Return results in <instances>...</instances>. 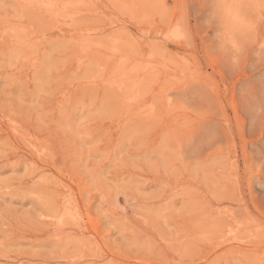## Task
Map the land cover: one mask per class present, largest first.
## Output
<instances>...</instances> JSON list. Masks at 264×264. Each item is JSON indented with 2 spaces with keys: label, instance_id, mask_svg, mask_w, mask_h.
Returning a JSON list of instances; mask_svg holds the SVG:
<instances>
[{
  "label": "rangeland",
  "instance_id": "1",
  "mask_svg": "<svg viewBox=\"0 0 264 264\" xmlns=\"http://www.w3.org/2000/svg\"><path fill=\"white\" fill-rule=\"evenodd\" d=\"M0 109V264H264V0H0Z\"/></svg>",
  "mask_w": 264,
  "mask_h": 264
},
{
  "label": "bare ground",
  "instance_id": "2",
  "mask_svg": "<svg viewBox=\"0 0 264 264\" xmlns=\"http://www.w3.org/2000/svg\"><path fill=\"white\" fill-rule=\"evenodd\" d=\"M50 1V0H49ZM52 1V0H51ZM247 1H249V0H247ZM257 1V0H256ZM55 3H57V2H55ZM255 7V6H254ZM119 70V69H118ZM114 74V73H113ZM122 74V73H121ZM1 110V109H0ZM17 116V115H16ZM18 117V116H17ZM9 119V118H8ZM27 119H29L28 117H27ZM25 120V119H24ZM9 125V124H8ZM10 126H12V125H10ZM14 127V126H13ZM16 129H17V126H16ZM15 133V132H14ZM29 137V136H28ZM17 160V159H16ZM261 182V181H260ZM70 191V190H69ZM66 205V204H65ZM66 207V206H65ZM58 211V210H57ZM65 211V210H64ZM79 212V211H78ZM55 215V214H54ZM61 215V214H60ZM80 218V217H79ZM63 219H65V218H63ZM78 219V218H77ZM65 221H67V220H65ZM78 221H80V220H78ZM64 222V221H63ZM75 221H73V223H74ZM69 223V222H68ZM63 224V223H62ZM60 225V224H59Z\"/></svg>",
  "mask_w": 264,
  "mask_h": 264
}]
</instances>
